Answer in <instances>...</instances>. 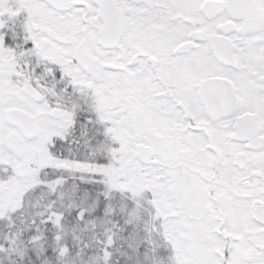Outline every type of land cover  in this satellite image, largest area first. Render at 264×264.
I'll use <instances>...</instances> for the list:
<instances>
[{
	"label": "snow or ice",
	"instance_id": "1",
	"mask_svg": "<svg viewBox=\"0 0 264 264\" xmlns=\"http://www.w3.org/2000/svg\"><path fill=\"white\" fill-rule=\"evenodd\" d=\"M0 264H264V0H0Z\"/></svg>",
	"mask_w": 264,
	"mask_h": 264
}]
</instances>
